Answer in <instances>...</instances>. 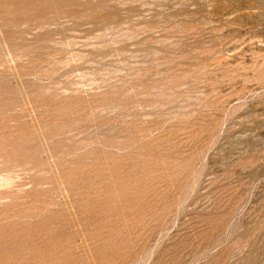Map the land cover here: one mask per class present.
Wrapping results in <instances>:
<instances>
[{"label":"rangeland","instance_id":"374dc122","mask_svg":"<svg viewBox=\"0 0 264 264\" xmlns=\"http://www.w3.org/2000/svg\"><path fill=\"white\" fill-rule=\"evenodd\" d=\"M0 264H264V0H0Z\"/></svg>","mask_w":264,"mask_h":264}]
</instances>
